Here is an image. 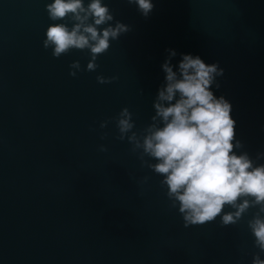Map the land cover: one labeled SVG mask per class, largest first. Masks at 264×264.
Listing matches in <instances>:
<instances>
[{
    "label": "water",
    "instance_id": "water-1",
    "mask_svg": "<svg viewBox=\"0 0 264 264\" xmlns=\"http://www.w3.org/2000/svg\"><path fill=\"white\" fill-rule=\"evenodd\" d=\"M50 2L0 0V264H252L259 249L247 221L257 208L235 225L218 217L185 228L162 177L116 139L114 120L99 125L125 107L134 131L151 123L174 49V66L181 54L219 62L212 91L232 105L238 152L255 160L264 152V0H153L148 18L127 0H103L132 30L110 41L95 72L75 77L69 65L86 69L90 55L54 58L43 47L50 24L71 27L49 19ZM97 75L118 79L102 85Z\"/></svg>",
    "mask_w": 264,
    "mask_h": 264
},
{
    "label": "clouds",
    "instance_id": "clouds-1",
    "mask_svg": "<svg viewBox=\"0 0 264 264\" xmlns=\"http://www.w3.org/2000/svg\"><path fill=\"white\" fill-rule=\"evenodd\" d=\"M127 3L135 5L144 18L155 7L153 0ZM45 8L51 21H71V27L67 23L50 24L43 47L51 49L54 58L74 49L89 52L86 69L79 61L69 65L72 77L81 70L95 72L98 57L109 50L110 41L132 30L130 25L115 20L103 0H89L87 4L84 0H52ZM166 51L169 55L161 65L165 82L153 102L151 123L139 133L134 131L133 114L125 107L99 126L104 129L114 120L116 139L127 140L141 167L162 177L160 185L167 189L170 206L178 208L185 228L214 222L218 217L222 227L235 225L250 208H257L247 227L259 249L252 264H264L260 255L264 252V164L257 163L264 159V152H258L255 160L246 151L238 152L244 145L236 139L232 105L212 91L213 85L220 87L217 77L224 75L219 62L206 64L198 55L181 54L182 59L174 66L171 60L176 51ZM117 79L96 76L102 85ZM107 136L104 132L100 138ZM98 150L107 152L108 148L101 144ZM149 179L144 176L139 183L146 184Z\"/></svg>",
    "mask_w": 264,
    "mask_h": 264
}]
</instances>
